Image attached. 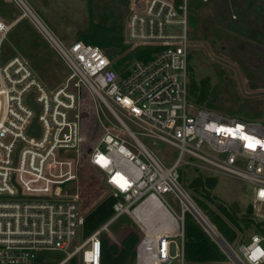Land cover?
<instances>
[{
	"label": "built area",
	"instance_id": "2783aa9c",
	"mask_svg": "<svg viewBox=\"0 0 264 264\" xmlns=\"http://www.w3.org/2000/svg\"><path fill=\"white\" fill-rule=\"evenodd\" d=\"M7 1L20 11L10 23L0 20V264H34L41 250L63 253L52 264H67L78 252L83 264H102V234L123 215L141 232L135 264H184L186 213L216 243L227 264H264V233H251L235 249L180 180L181 165H192L246 182L253 190V211L264 218L259 213L264 208V123L187 100L188 0H130L122 38L128 48L114 59L119 49L108 56L97 44L68 42L27 0ZM22 18L68 70L54 88L19 54L1 62L6 35ZM172 26L180 31L170 33ZM83 91L100 130L84 150ZM33 122L36 133L30 130ZM245 136L259 143L249 148ZM152 139L177 149L171 163L146 144ZM84 164L101 173L112 214L72 246L85 221L77 184ZM71 181L74 187L67 186ZM166 192L179 212L164 198Z\"/></svg>",
	"mask_w": 264,
	"mask_h": 264
},
{
	"label": "rangeland",
	"instance_id": "374dc122",
	"mask_svg": "<svg viewBox=\"0 0 264 264\" xmlns=\"http://www.w3.org/2000/svg\"><path fill=\"white\" fill-rule=\"evenodd\" d=\"M27 1L57 36L68 42L87 36L89 41L95 40L101 48L114 44L119 51L112 59L128 48V45L122 43V38L125 35V13L130 0ZM211 1L188 0V77L193 76L196 80L209 78L210 96L215 95L218 98L217 104H220L219 108L213 109L240 118L259 119L264 123V0H228L227 6H222V11L218 12L216 18L213 15V7L218 8L220 5L213 6ZM197 9L202 15L198 14ZM19 11L13 3L0 0V20L5 23L13 21ZM168 31L178 33L180 27L172 26ZM15 54L28 60L37 77L48 88L58 86L68 74L58 55L27 18L14 23L8 31L2 44L1 62ZM86 97L90 98L89 94ZM187 100L198 105L190 99L189 94ZM110 118L113 120L111 116ZM99 134L100 130L94 141ZM146 144L165 163H171L177 155V149L164 141L152 139L147 140ZM185 157L196 160L187 154ZM179 170L193 173V166L181 165ZM82 176L77 184L82 191L83 204H87L90 197L97 194L94 201L87 204L86 211L92 205L109 200L108 189L96 168L84 164ZM216 178L217 183L212 192L219 199L238 212H242L251 203L253 190L250 184L222 174H217ZM75 185L74 181L67 183L68 187ZM163 196L172 208L179 212V204L171 193L166 192ZM194 200L209 218L208 210L205 209L206 203H199L195 198ZM259 213L264 214V208ZM125 217L120 216L111 222L102 234L108 238V252L109 248L115 245L119 250L129 253L126 242L132 235L135 236V242L131 248L135 249L137 236H141V232L131 217L128 216L130 220ZM84 231L82 229L73 240L72 246L77 240L82 241L88 235ZM251 233L253 232L248 231L244 239L233 242L225 238L237 249L239 244L249 240ZM262 245L264 246V243ZM62 256L63 253L57 250H41L37 253V257H40L44 264L58 261ZM75 257V264H83L79 252ZM112 257L115 259L116 253H112ZM39 261L35 260L34 264ZM131 264H135V259Z\"/></svg>",
	"mask_w": 264,
	"mask_h": 264
},
{
	"label": "trees",
	"instance_id": "16d2710c",
	"mask_svg": "<svg viewBox=\"0 0 264 264\" xmlns=\"http://www.w3.org/2000/svg\"><path fill=\"white\" fill-rule=\"evenodd\" d=\"M227 1L228 0L211 1L213 6L220 5L218 8L213 7L214 18L217 17L219 11H222V6H227ZM201 4L203 5V3ZM199 7H201V5H199ZM197 11L199 15H202L199 12V9H197ZM82 38L83 39L81 40L85 42L97 44L95 40H93L94 42L89 41L87 39V36H84ZM108 46L116 47V45L114 44H110ZM210 92L211 87L208 77H203L196 80L193 76H189L188 94L190 99H192L198 105L204 104L209 108H219L220 104H217L216 102L218 98H216L215 95L214 97H211ZM86 95L87 93L83 91L80 111L82 132L86 137V143L84 144L83 150L95 142L94 138L99 131L95 116L91 108V101L90 99H86L89 98L86 97ZM180 180L182 183H184L185 187L191 192L193 197L199 203H206L205 209L208 210L207 214L209 215V219L222 233V235L226 237L230 242L244 239L248 231H260L264 233V218L257 217L254 214L251 203H249L242 212H238L235 208L225 203V201L219 199L215 194H213L212 189L217 183L215 174L193 166V173L180 171ZM96 195L97 194L95 193L94 197H90L88 203L93 202ZM87 204H82L83 208H87ZM111 204L112 199L109 196V200L102 201L101 204H95V206L92 205L90 208H88L85 213V221L83 225L85 234H89L111 216ZM125 218L130 220L128 216H126ZM183 232L184 264H227L225 262V255L218 248L216 243L212 241L211 238L202 230V228L193 219V217L187 213L184 215ZM137 239H139V236H137ZM107 242L108 238L103 237L104 252L102 255V264H131L134 261L135 249L131 248L133 243L135 242L134 235L129 237L126 242V248L129 249V253H126L123 250H119L115 245H112L109 248L108 252ZM112 253H116L115 259L112 257ZM39 258H36V260H40L38 264H44L42 259ZM69 263H76L75 255H73L69 259ZM48 264L52 263L50 262Z\"/></svg>",
	"mask_w": 264,
	"mask_h": 264
},
{
	"label": "water",
	"instance_id": "95a60500",
	"mask_svg": "<svg viewBox=\"0 0 264 264\" xmlns=\"http://www.w3.org/2000/svg\"><path fill=\"white\" fill-rule=\"evenodd\" d=\"M104 51L108 56H112L115 52L118 51V47H105ZM28 100L31 102L30 96L28 97ZM30 130L31 132H34V133L37 132V126L35 122L32 123Z\"/></svg>",
	"mask_w": 264,
	"mask_h": 264
},
{
	"label": "snow or ice",
	"instance_id": "6c2138e0",
	"mask_svg": "<svg viewBox=\"0 0 264 264\" xmlns=\"http://www.w3.org/2000/svg\"><path fill=\"white\" fill-rule=\"evenodd\" d=\"M242 138L245 139V140H248V141H249V143L246 145V146L249 147V148H254L255 145H256L257 143H259V141L251 142V138H250V137H247V136L242 137ZM260 195H261L262 197H264V192H261ZM261 255H264V252H261ZM252 258H253V259H256L257 257H256L255 254H254Z\"/></svg>",
	"mask_w": 264,
	"mask_h": 264
},
{
	"label": "crops",
	"instance_id": "0c3cea01",
	"mask_svg": "<svg viewBox=\"0 0 264 264\" xmlns=\"http://www.w3.org/2000/svg\"><path fill=\"white\" fill-rule=\"evenodd\" d=\"M17 22H19V21H17ZM17 22H16V23H17Z\"/></svg>",
	"mask_w": 264,
	"mask_h": 264
}]
</instances>
